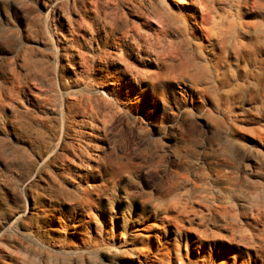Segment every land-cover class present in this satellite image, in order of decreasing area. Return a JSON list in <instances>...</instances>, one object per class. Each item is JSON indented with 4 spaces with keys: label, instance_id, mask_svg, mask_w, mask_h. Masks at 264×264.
I'll use <instances>...</instances> for the list:
<instances>
[{
    "label": "rangeland",
    "instance_id": "374dc122",
    "mask_svg": "<svg viewBox=\"0 0 264 264\" xmlns=\"http://www.w3.org/2000/svg\"><path fill=\"white\" fill-rule=\"evenodd\" d=\"M0 264H264V0H0Z\"/></svg>",
    "mask_w": 264,
    "mask_h": 264
},
{
    "label": "bare ground",
    "instance_id": "6f19581e",
    "mask_svg": "<svg viewBox=\"0 0 264 264\" xmlns=\"http://www.w3.org/2000/svg\"><path fill=\"white\" fill-rule=\"evenodd\" d=\"M212 32H214V30L212 31ZM215 36H218V39H219V37H225L226 35H227V33H225L224 31L222 32V31H220V32H214L213 33ZM229 35V34H228ZM213 36V35H212ZM192 96H194L195 98H196V94H194V95H192ZM195 98H193V100L195 101ZM200 100V99H199ZM31 180H29V182H30ZM39 209H38V206L37 205H35L30 211H29V213H28V211H26V212H20V213H17L15 216H14V220L15 221H17V220H19V219H21V218H23V217H25L26 216V214H31L32 215V213H35L36 211H38ZM108 253H111L110 251H108Z\"/></svg>",
    "mask_w": 264,
    "mask_h": 264
}]
</instances>
